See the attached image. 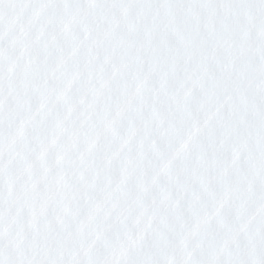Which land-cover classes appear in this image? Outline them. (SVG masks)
Returning <instances> with one entry per match:
<instances>
[{"label": "snow or ice", "instance_id": "obj_1", "mask_svg": "<svg viewBox=\"0 0 264 264\" xmlns=\"http://www.w3.org/2000/svg\"><path fill=\"white\" fill-rule=\"evenodd\" d=\"M0 264H264V0H0Z\"/></svg>", "mask_w": 264, "mask_h": 264}]
</instances>
